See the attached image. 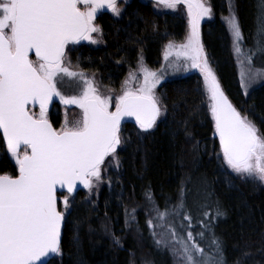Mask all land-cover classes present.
<instances>
[{
  "label": "trees",
  "instance_id": "trees-1",
  "mask_svg": "<svg viewBox=\"0 0 264 264\" xmlns=\"http://www.w3.org/2000/svg\"><path fill=\"white\" fill-rule=\"evenodd\" d=\"M208 1L213 18L202 22L201 33L209 63L232 104L264 134V77L248 89L241 86L223 22L229 1ZM232 1L242 49L260 55L263 0ZM99 23L107 46L81 44L71 59L82 71L98 73L100 82L111 88L119 87L139 55L156 67L165 41L185 32L180 15L159 12L138 0L128 4L121 17L104 14ZM157 92L162 115L147 131L132 120L122 123L118 175L95 203L86 201L84 190L74 194L64 219L61 254L47 264H138L134 258L139 255L149 264H175L171 253L155 242L147 218L153 209L173 208L192 217L195 236L204 233L197 242L205 252L210 254L213 237L219 239L224 264H264V186L225 170L202 77L194 73L169 79ZM48 118L59 127L58 102H53ZM0 174H17L1 134ZM217 209L223 215L217 216Z\"/></svg>",
  "mask_w": 264,
  "mask_h": 264
},
{
  "label": "snow or ice",
  "instance_id": "snow-or-ice-1",
  "mask_svg": "<svg viewBox=\"0 0 264 264\" xmlns=\"http://www.w3.org/2000/svg\"><path fill=\"white\" fill-rule=\"evenodd\" d=\"M156 4L174 10L186 7L189 31L183 43L168 42L164 59L175 54L177 60L183 58L199 70L223 161L239 176L264 183V134L225 95L201 43L200 22L211 14V8L203 0H156ZM104 8L121 15L118 0H0V130L18 168L16 176L0 174V264H44L49 254H61L69 195L78 185L91 192L102 182V166L107 158L115 159L122 143V119L134 117L139 128L147 131L162 115V101L155 93L162 73L146 68L142 57L139 68L129 72L121 94L115 96L114 111L112 95H101L94 79L66 66L69 43L98 42L92 34L101 29L94 21ZM226 22L239 56L243 40L239 23L234 14ZM259 34H264V25ZM245 75L241 73V86L247 89ZM64 77L78 78L83 85L79 95L62 94L57 82ZM54 97L64 105L77 106L81 118L69 122L66 115L61 127L54 128L48 119V105ZM36 105L38 114L29 110ZM58 188L68 193L62 201ZM145 199L151 201V194L146 193ZM183 206V202L178 205ZM166 215L158 213L160 219ZM216 215L223 213L217 209ZM184 219L190 222L192 217ZM170 234L179 245L173 252L181 264H224L218 238L213 237L206 255L191 231L184 238H176L175 229Z\"/></svg>",
  "mask_w": 264,
  "mask_h": 264
},
{
  "label": "rangeland",
  "instance_id": "rangeland-1",
  "mask_svg": "<svg viewBox=\"0 0 264 264\" xmlns=\"http://www.w3.org/2000/svg\"><path fill=\"white\" fill-rule=\"evenodd\" d=\"M128 1H131V0H120V1H118L119 5L121 7V10L124 7V5L127 4ZM151 1H152V6L155 7V10H157V9H158V11L159 10H166V11L178 14L182 18H184V20H185V32H184L183 35L174 36L173 38H170L167 41H165V43L163 44V46L161 48L160 63L156 67L155 66L151 67L149 64L146 63L144 57L142 55H139L135 65L134 66H128L127 72H126L124 78L122 79V81H121V83H120L118 88H111L109 86H106V85L102 84L100 82L98 73H96L95 71H93L91 69H89L87 71H83L89 79H94L95 84L98 87V91L100 92L101 95H105V96L112 95L113 100H112V108H111V110H113V111L115 110V108H114L115 96L121 94V92H122L121 86H122L123 82L125 81V79L128 78L129 72L130 71H136L139 68L140 58L141 57L143 58L142 59V63H143V65L146 68H148L150 71H155V72H158V73H162V77L163 78L161 79L160 83L157 85V87L155 89V93H156V95L158 97H159L158 92H157L158 87L162 83H164L165 81H167L169 79H173V78H176V77H182V76H188V75H191V74H194V73L199 74L202 77V79H203V76L200 74L199 70L191 68L183 60V58H180L179 60H177L176 57H175V54H173V56L169 57V60L166 61L164 59V50H165V46L168 44V42L169 41H173V42H175L177 44L183 43L184 40H185V37H186V35H187L188 31H189L186 7H184L183 5H180V6L177 7V9L174 10V9H169V8H166V7H163V6H158L156 4V0H151ZM228 1H229L228 12L223 17V19H224L223 22H224V25H225V28H226V31H227L226 34H227V37H228L229 49L232 52L234 58L236 59L238 76L240 78V82H241V73L243 72V73L246 74L245 75V82L247 83V89H248L251 85H253L255 82H257L259 80V78L264 77V34H259V40L262 43H260V46L257 48L260 51H262L263 53H259L260 55H258V53L255 54L254 52H252V53L245 52L242 49V42H241L240 47L242 49V53L238 56L237 53L234 51L233 37L231 35L230 28H229V26H228V24L226 22V18L229 17L230 15L234 14L235 17H236L235 9L233 8V1L232 0H228ZM263 1H262V7H261V11H262L261 20L262 21H264V2ZM203 2L205 3L206 6L210 7V4H209L208 0H203ZM103 11H109V10L107 8H104V9H101L100 11H98L96 19L94 21V23L100 29H101V27H100V23H99V18H97V17ZM212 15L213 14H212V11H211V14L209 16H205L200 22L201 43L203 44L204 51H205V54L207 56V59H208V54L206 53L205 45H204L203 40H202L201 25H202V22L212 19L213 18ZM92 36H93L94 39H96L98 41L97 43H92L89 40H81V41L76 42V43H69L66 46V49H65V52H66L65 64H66V66H70L71 69L74 70V71H82L79 68V65H77L76 62L73 59H71V53L80 44L85 43V42L89 43L90 45L103 44L102 32L101 33H93ZM248 57H250V60L248 59ZM254 58H255V61L253 63L252 60ZM31 59L35 60L36 57H31ZM69 61H70V65L68 63ZM254 64H256V66H254ZM255 73H261V75L257 76L254 79L251 78L252 75L255 74ZM137 75H138L139 79L142 80V78H143L142 74H140L138 72ZM57 86L60 89V91L62 92V94H64V95H79L81 90H82V87H83V85L79 82L78 78H71V77H64L62 80H58ZM135 86H136V84L133 83V87H135ZM244 90H245V88H244ZM205 93H206V90H205ZM206 95H207V93H206ZM54 101L58 102V104L60 105V108H61V123H60L59 127H57L56 129H59L61 127L62 123L65 120V116L66 115H67V119L69 120V122H74V121H76V120L81 118L82 113H81V110L77 106H75V105H64L63 103L60 102L58 97H54ZM52 104H50L48 106V116H49ZM208 104H210L209 99H208ZM29 110L30 111H34V112H36L38 114L39 106L30 107ZM210 115H211V113H210ZM217 138H218V141H219V137L218 136H217ZM121 145L117 148V150L121 147ZM219 149H220V144H219ZM21 151H23V149H21ZM220 153H221V156H222V159H223V154H222L221 149H220ZM7 154L11 158V160L15 163V160L11 157V154L8 153V151H7ZM117 160H118L117 152H116L115 159H113L111 157L106 159L105 164L102 166V182L99 184L98 187H95L91 192H89V190L86 189V188L83 189L84 192H85V195H86V201H88L89 203H95V201L98 199L99 193L101 192L103 187L106 186L107 188H109V187L112 186L111 179L114 177V175L115 176L118 175L119 169H120V165L118 167L116 166V161ZM118 163H119V161H118ZM224 166L226 168L225 169L226 171L232 173L233 175H235L239 179H243L244 178V177L239 176L235 172H233L232 169H230L225 162H224ZM247 179H251V180L255 181L256 183L264 186V183H261L257 179H253V178H247ZM57 194H58V197L60 198L61 201H62V198H63L64 195H68V193H66V192H60V193H57ZM73 198H74V194L69 195V205H70V207L65 212V218L67 217L68 213L71 210L72 203H73ZM58 205H59L60 210L64 211L63 204L59 203ZM158 213H167V215L163 219H160L158 217ZM185 216H187L186 213H184L182 210L175 209V208L169 209V210H164V211L163 210L153 209L150 212H148V217H147L148 221H152V224L149 225V223H148V225H149L151 234H152L155 242L157 243V241H162L161 243H159V245H161L162 247L166 248L171 253V255L173 256L175 264H181V261L176 256V254L173 252V247L175 246V247L178 248L179 245L176 244V241L173 239L172 235L170 234V229H175L176 238H184V237H186L187 232L191 231V227H189V223L190 222L188 220L184 219ZM193 236L195 237L196 241H197V238L200 237L199 235L195 236V233H193ZM138 244L141 247L142 243L138 242ZM205 254L209 255V253H207V252H205ZM134 259H136V261L138 260V264H149L148 263L149 259L146 258L145 256H141L140 257V255H139V258L135 257Z\"/></svg>",
  "mask_w": 264,
  "mask_h": 264
},
{
  "label": "flooded vegetation",
  "instance_id": "flooded-vegetation-1",
  "mask_svg": "<svg viewBox=\"0 0 264 264\" xmlns=\"http://www.w3.org/2000/svg\"><path fill=\"white\" fill-rule=\"evenodd\" d=\"M118 1H120V0H118ZM133 0H131V1H128L127 2V4L126 5H124V7L122 8V10H121V15H122V12H123V9L128 5V4H130L131 2H132ZM138 1H142V2H144V3H147V4H150L151 6H152V1L151 0H138ZM154 9H155V7L154 6H152ZM157 11H158V9H157ZM159 12H169V11H166V10H159ZM227 12H228V9H227ZM104 14H109V15H111V16H113V17H115V18H119V17H121V15L120 16H114L113 14H111L110 13V11H103L97 18H99L100 19V17L101 16H103ZM237 17V16H236ZM101 32H102V41H103V44H99V45H92V46H94V47H99V46H102V47H106L107 46V41H105V37H104V33H103V30L101 29ZM82 44H88V45H90L89 43H82ZM81 45V44H80ZM79 47V46H78ZM77 49V48H76ZM75 49V50H76ZM72 52H74V50L72 51ZM31 57H35V56H30V58ZM126 120H124V121H122L121 122V125H122V123L123 122H125Z\"/></svg>",
  "mask_w": 264,
  "mask_h": 264
},
{
  "label": "water",
  "instance_id": "water-1",
  "mask_svg": "<svg viewBox=\"0 0 264 264\" xmlns=\"http://www.w3.org/2000/svg\"><path fill=\"white\" fill-rule=\"evenodd\" d=\"M35 56L34 55V53H30V56ZM225 93V92H224ZM226 95V94H225ZM229 98V97H228ZM230 100V99H229ZM231 101V100H230ZM54 102V98H53V101L50 103V104H52ZM49 104V105H50ZM48 105V106H49ZM36 106H38V105H36ZM124 120H132V121H134L135 123H136V121H135V118L134 117H124L123 119H122V121H124ZM121 121V122H122ZM51 123V122H50ZM215 126V125H214ZM0 134L2 135V137H3V131L2 130H0ZM16 175H18V169H17V174ZM15 175V176H16ZM84 189V187L82 186V185H78V187H77V189L72 193V194H76L78 191H80V190H83ZM60 192H66V189H59L58 188V193H60ZM67 193V192H66ZM59 207V206H58ZM63 225H64V221H63V223H62V228H61V234H62V229H63ZM55 256V253H51V254H49V256L48 257H45V258H43V260H44V264H47L53 257Z\"/></svg>",
  "mask_w": 264,
  "mask_h": 264
},
{
  "label": "crops",
  "instance_id": "crops-1",
  "mask_svg": "<svg viewBox=\"0 0 264 264\" xmlns=\"http://www.w3.org/2000/svg\"><path fill=\"white\" fill-rule=\"evenodd\" d=\"M237 19V18H236ZM224 20V19H223Z\"/></svg>",
  "mask_w": 264,
  "mask_h": 264
}]
</instances>
